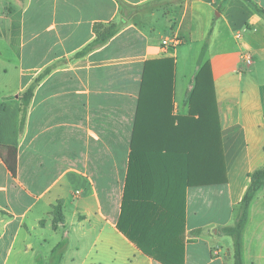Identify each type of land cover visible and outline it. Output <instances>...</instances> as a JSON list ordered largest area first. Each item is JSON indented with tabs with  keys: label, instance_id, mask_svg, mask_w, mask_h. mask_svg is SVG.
<instances>
[{
	"label": "crops",
	"instance_id": "1",
	"mask_svg": "<svg viewBox=\"0 0 264 264\" xmlns=\"http://www.w3.org/2000/svg\"><path fill=\"white\" fill-rule=\"evenodd\" d=\"M254 5L264 10V0H0V61L13 63L20 81L14 96L0 97L2 264L12 253L27 264H161L117 223L135 125L137 139L152 143L144 137L164 119L166 128L169 115L188 112L202 59L178 77L176 57L187 43L202 44L211 67L227 181L178 185L169 203L183 215L182 264H235L225 229L235 226L248 174L264 169V18ZM110 22L123 26L75 57L94 40L93 25ZM170 59L169 92L168 64L157 61ZM48 68L21 125L19 97ZM58 200L64 223L54 229ZM241 260L264 264V186L247 209Z\"/></svg>",
	"mask_w": 264,
	"mask_h": 264
},
{
	"label": "trees",
	"instance_id": "2",
	"mask_svg": "<svg viewBox=\"0 0 264 264\" xmlns=\"http://www.w3.org/2000/svg\"><path fill=\"white\" fill-rule=\"evenodd\" d=\"M245 1L251 2L252 0ZM121 8L123 18L126 19L127 6L121 4ZM254 8L256 13L264 18V10L256 5ZM122 26L121 22L95 23L93 25L94 40L75 57H82L89 51L105 45L121 30ZM203 58L202 53L199 70L188 94L187 114L173 117L169 115L166 128L163 118V125L156 131V134L153 129L149 136L144 137L146 141L148 137L151 138L148 142L152 143L140 141L142 138L136 133L135 125L131 140L117 229L144 255L161 264H182L183 262V237L181 236L184 225L183 215L180 217L178 208L169 203L177 196L178 185L183 181L184 188H192L224 185L227 181L213 77L210 64L203 61ZM157 62L168 64L167 82L170 92L173 60ZM49 72L50 68L44 70L20 95L21 125L26 118L27 109L37 84ZM147 80L148 77L144 75L142 87L146 86ZM14 163L13 161L10 165L12 172L15 169ZM248 178L249 185L238 204L235 226L225 229L233 240L235 264H242L241 233L248 206L255 193L264 186V169L249 173ZM171 180L174 183L173 187L170 185ZM165 187L173 189L162 191ZM146 204L147 207H145ZM62 210V200H58L51 206L54 229L64 223ZM179 235L181 241L178 240ZM64 247L65 242L61 241L52 250L51 261H54L56 256L58 260L60 259Z\"/></svg>",
	"mask_w": 264,
	"mask_h": 264
},
{
	"label": "rangeland",
	"instance_id": "3",
	"mask_svg": "<svg viewBox=\"0 0 264 264\" xmlns=\"http://www.w3.org/2000/svg\"><path fill=\"white\" fill-rule=\"evenodd\" d=\"M158 3L160 1H157ZM128 12V11H127ZM133 15L130 16V19ZM196 17V13H191V20H193ZM204 46L202 44L194 45L187 43V45L183 46L179 53L177 54L176 60H177V73L178 77L180 78L182 76L181 73L186 72L191 73V71L195 68L196 65V59L198 55H202V53L205 55V49L203 51ZM200 61V59H199ZM197 74V73H196ZM196 74L193 76V79H190L191 84L194 83V78ZM191 77V76H190ZM19 73L15 69V66L13 63H6V61L1 60L0 61V97L5 96H14L15 92H17L19 87ZM66 243V242H65ZM64 251V249H63ZM63 251L61 252L63 254ZM16 252V251H15ZM59 252V251H57ZM61 254V255H62ZM59 255V254H58ZM51 258V257H50ZM4 258H0V264L3 263ZM54 261L57 262V256L54 258ZM28 259L25 257V254H15L12 253L11 257H9L6 260V264H27Z\"/></svg>",
	"mask_w": 264,
	"mask_h": 264
}]
</instances>
